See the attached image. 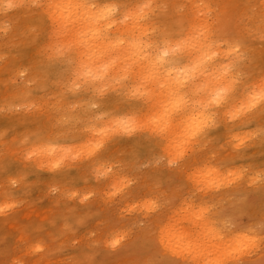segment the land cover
I'll list each match as a JSON object with an SVG mask.
<instances>
[{
  "label": "bare ground",
  "instance_id": "obj_1",
  "mask_svg": "<svg viewBox=\"0 0 264 264\" xmlns=\"http://www.w3.org/2000/svg\"><path fill=\"white\" fill-rule=\"evenodd\" d=\"M48 26L51 35L61 36L53 37L52 43L59 40L55 49L51 43L52 51L60 49L58 65L72 74L65 83L67 72L62 87L70 97L56 93L60 98L53 104L42 95L47 77L41 75L51 67L36 48ZM0 28L1 176L44 168L50 180L71 190L61 195L87 202L81 209L99 203L109 227H125L116 207L108 205L112 199L122 203L119 212H151L148 240L167 257L163 264H230L257 247L258 236L249 228L230 230L222 223L233 214V202L216 210L202 200L233 193L235 198L242 183L264 177L263 160L248 167L241 162L264 149V77L249 75L263 66L249 40L264 31V0H0ZM14 77L20 80L16 87ZM51 81L49 87L58 88ZM123 140L130 149L113 154V143ZM161 157L160 168L147 175L150 182L128 186L127 170L140 159L155 166ZM101 173L104 178L95 183L92 178ZM164 174L161 187L155 180ZM182 183L200 189L204 199L185 201L183 194L180 204ZM108 184L112 191L104 194ZM8 214L0 215V227L18 221Z\"/></svg>",
  "mask_w": 264,
  "mask_h": 264
},
{
  "label": "rangeland",
  "instance_id": "obj_2",
  "mask_svg": "<svg viewBox=\"0 0 264 264\" xmlns=\"http://www.w3.org/2000/svg\"><path fill=\"white\" fill-rule=\"evenodd\" d=\"M247 4L248 3H246V7L247 8L250 7V6H247ZM226 8L228 9V6H226ZM200 16L202 17V15L198 14V17ZM245 21L246 20L237 21L236 24L239 25L240 27L241 23H244ZM52 24L51 25L54 28V29L52 28V30L55 31V29H57V26H55L56 25L55 23H52ZM50 26L47 27L48 29L45 32V34H41L37 37V39L40 38L41 40L38 39L36 41V48L40 46L39 47V49L41 48L40 50L43 49L44 51L48 53L43 52V50L42 51H40L39 49L38 50L36 49V50H37V54L39 52H42L41 53L42 56L45 54L47 55V56L45 55L44 58H47L48 65H50L49 67H51L49 68L51 70L49 69L46 70L47 72H49V74L46 73V71H44V73L47 75L45 76V74L43 73L41 76H43V78H46V77L48 78V79L47 78L44 79V81L46 82L44 85L47 84V87L44 86L42 95L43 97L48 98V101L50 100V102L52 103L53 102L52 99L54 98H60V96H63V95H67V98L70 97L71 93L66 92V90L62 87H63V83L66 81L65 77L69 75V77H67V81L65 82L67 83L69 80L72 79V74H70L71 71H69L68 68H67L68 70L65 69L66 67L65 68L61 67L62 68L61 69L57 63L58 58H55V56L59 57V54L61 55V53L58 51L60 49L57 50L59 54H57L55 50L52 51V49H55V45L58 43L59 40L58 41L56 40L57 42H53V43L52 41L54 38L59 39V37L61 36H59L58 34L57 37H55L56 33H58L57 31L55 35L54 33H52L53 35L52 36L51 32H54V31H51ZM262 31H261V34L257 36V38L256 36L254 38L251 37L252 39H254V41L250 38L251 40H249V43L252 45V48L255 49L254 51L258 52V56H259V53H261L260 57H261L262 65L264 66V40H262V38L258 40L259 37H263L264 39V36H263L264 34L262 33ZM47 33L50 34L49 35L50 37H48ZM0 36H2L1 28H0ZM51 43L52 45L54 44L53 45L54 48H52L53 46L51 45ZM41 44H43L42 45L43 47H41ZM46 45L48 46L47 47L48 51L45 50L47 48L44 49ZM254 45L255 46L258 45V46L254 47ZM256 49L258 51H256ZM54 52L56 53V55ZM41 54L38 55V57L39 58L41 57L43 59ZM51 54L54 57L51 56ZM48 58H51V59H48ZM49 61L51 64L49 63ZM263 66L262 68L259 69V71H257L258 73L257 72L253 73L252 72L253 70H252L251 73L249 74L250 78H255L256 75H260V74L261 76L264 77V71H263L264 67ZM54 70L57 72H54ZM61 70H62V73H61ZM244 70L248 71L247 66L244 67ZM67 72H69L68 75H67ZM63 73L66 75V76L64 75V80H63ZM54 75H55V79H54ZM252 75L253 77H251ZM56 76L57 78L61 77L62 81L59 82L60 78L58 81ZM53 79L55 80L54 85L58 87L56 88L55 86H53L55 90H53L54 88L52 89V87H49L51 84L50 81L52 80L51 82H53L54 81ZM19 81L20 80L18 77H14V79H12V85L16 87V84L18 85ZM58 83L60 84L58 85ZM48 88L49 90H47ZM53 91H55V93ZM59 92H61L62 94H60ZM56 93L57 94L59 93L60 96L58 95L57 97ZM53 94H55L54 97H53ZM256 132L253 133L254 140L258 139L255 135L257 134ZM1 142L2 141H0V144ZM127 143L129 146L126 145ZM2 147L3 145L1 144L0 150L2 149ZM131 147H132V143H131ZM127 149L128 150L130 149V142L124 141V140L123 142L121 141L118 143L116 142L113 143L111 147V151L114 152L113 154H116L118 156L122 152L127 151ZM243 149H240V150H243ZM245 151H248V150H245ZM261 152L263 155L260 154ZM261 152L259 154L250 155L247 159H245L244 161L242 160L241 162L243 163V165H245V167H248L246 166L248 165V163L249 164L255 163L259 159L263 160L264 162V149ZM2 153L3 152H1L0 155ZM161 158L156 159L155 166L148 159H140L136 163V166L134 167L133 171L127 170L125 172V176L126 177L128 176L127 177L128 186L129 187H137L140 185L144 186L145 184L150 182L151 178L148 177L147 175H150L153 172L154 168H160L159 166L160 161H163V157ZM23 162L26 164V161H23ZM244 170H246V168H244ZM29 172L31 173H29L28 176H20L17 173H11L9 177H7L8 174H3L2 176L0 175V211H6V212H3L5 215L9 213L8 215L16 216L18 219L17 221L18 223L16 222L15 224L17 227L15 225L9 226V227L8 226L0 227V233H1L0 234V240H1L0 241V264H72V263L73 264H91V263L92 264H144V263H147L146 260L150 261L147 264H163V260L167 258L161 253V251L158 248H156V246L153 247L152 245L149 244L148 238H152V235H153V231L150 228H147V225L150 222L152 215H153L151 212L149 213L143 210L144 216L142 215V211H141L142 209L136 212H128L125 209L124 210L122 209L121 212H119L118 208L122 205V203H119V201L116 199H115L116 201L112 199L111 201H109L108 205L109 206L112 205V207L114 206L116 207L115 208L116 212L119 215L121 214L119 217H122V219L125 221L124 222L125 227H120V226L119 227H109L107 225V219H106L107 216H104L99 211L100 206H101L99 205V203L93 202L92 207L90 209H87V208L81 209L79 207L80 204H83V203L86 204L87 202L83 200V202L76 203V202H73L70 198H67L61 195L59 192L66 191V193L69 195L71 190H68L67 187L63 184H60L58 182H53L52 180H50L49 177H50V174H52L51 172L47 171L44 168H38V169L36 168L34 170H29ZM100 175H96L95 177L96 179H99V180H96L93 178L92 180L95 183L96 182L101 183L100 180L104 178V174L101 173ZM154 175L156 176V174ZM159 177L166 178V175L164 174L162 177L158 175L155 180L157 184L159 183V186L161 187L165 186L166 183L162 182ZM22 180L29 181L33 185L30 186L26 182L23 183ZM247 183L248 182H244L241 184V192L238 193L239 195H237V197L233 198L232 195L235 194L233 193L232 195H225L222 197H218L214 200L212 199L210 200V197L205 196L204 192H201L200 189L198 190L196 189L197 191H194L195 189L192 186L190 185L187 186L186 184H183V183L180 184V204H182V201L184 198H185L184 199L185 201H187V199L188 200L192 199L194 200V202L197 203L198 201H200L198 199H204L203 197L200 198V196L202 195H204L205 197V199L202 201L206 200L205 202H207V205L211 203L210 205H212L213 208L216 210L228 209L229 203L233 202L236 208V212H239V213L236 214L234 210L235 208H233L232 209L233 214H230L231 217L230 215H224L223 218L224 217L225 218L222 221V223L225 222L226 223L225 225L229 229L231 227L230 230H233L238 227L240 229L249 228L251 233H253L256 237L257 236L260 237V238L257 237V240H256L257 247L255 246V248L253 247L254 249L253 248L250 249L247 252V254H242L241 256H238L236 260L230 264H264V226H263L264 225L263 223L264 222V208H263L264 207V177L260 176V180L257 182V184L252 183V182L248 184ZM250 184L252 187L250 186ZM112 188L113 186L109 184L108 186L103 185L102 189L104 190L102 192L104 194L109 193L110 191H112ZM8 189L9 190L11 189L10 191H13L14 195H8ZM242 193H245V195ZM182 196H183V199H182ZM236 198L240 199L239 201H241L243 208L237 205L239 207L238 209V207L236 206V201L238 200ZM92 199L93 198H90V200ZM225 201H226V204H225ZM73 204L74 205L77 204V205L74 206ZM70 205H73V206H70ZM9 208H12V209H9ZM64 208H67V209L65 210ZM68 208L69 209L71 208V210H69ZM77 208H80L81 211ZM161 208L162 206H160L158 211ZM15 212H20V213L16 215L14 214ZM159 213L163 215L165 213L164 208H162L158 212V214ZM4 214L0 213V215H3V216ZM45 215L47 217L46 219H39V217L41 218L42 216H45ZM52 215H54V217H52ZM61 216H63V218H60ZM82 216H84V218ZM48 218L49 220H47ZM226 218H229L230 221L227 220ZM231 218L233 220H231ZM50 219H53V220H50ZM74 221L76 222V225ZM259 221L261 222V224ZM20 223L24 225L23 226L24 228L21 226ZM35 223H39L42 226L40 225L41 226L40 227L37 224L35 225ZM19 224L21 227L19 226ZM31 225H32V229H30ZM33 225L35 226L33 227ZM83 226L85 228H83ZM33 228L36 230H33ZM38 229H39V232H37ZM121 230H122V234L124 233V237L120 233ZM18 231H22V232H18ZM24 232L26 235L23 234ZM117 234L120 238L116 242H114L113 239L117 236ZM18 235L21 237V239ZM110 236L111 237L114 236L112 237L113 239ZM138 240L140 242L142 241V243L138 242ZM140 244H143V245H140ZM135 245L136 247H134ZM252 250L253 251L255 250V251L252 252ZM258 251L260 252V254ZM257 252H258V256L256 255ZM147 257L150 259H148ZM132 260H133V263H132ZM238 260L240 263L238 262Z\"/></svg>",
  "mask_w": 264,
  "mask_h": 264
}]
</instances>
